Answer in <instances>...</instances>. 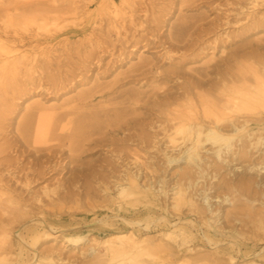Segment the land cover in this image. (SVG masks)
<instances>
[{
    "label": "bare ground",
    "instance_id": "6f19581e",
    "mask_svg": "<svg viewBox=\"0 0 264 264\" xmlns=\"http://www.w3.org/2000/svg\"><path fill=\"white\" fill-rule=\"evenodd\" d=\"M120 1L127 3L126 8L119 10V15L114 14L106 20V27L104 32L102 31L103 39L100 33L96 32L97 27H94L95 22L91 16L101 13L105 7H109L107 5L115 6L113 0H99V6L94 10H89L87 5L71 10L74 13H87L90 18L85 26L74 31L75 35H86L79 38L77 44L75 42L77 46L73 55L76 61L69 52L55 55L56 49L51 54L49 51L44 55V52H35L41 48L44 50L47 40L53 41L42 36L38 30L48 28L50 21L52 24V21L63 17L62 14L51 11L41 14L34 10L51 0H25L19 4L15 2L18 6L14 9H0V12L4 13L0 17V255H3L0 264H109L117 258L133 257L142 251L157 250L174 252L178 257L188 258L196 242L217 245L223 238L229 239L227 243L238 248L239 233L234 229L227 231L214 225L219 223L221 216L212 208V194H216L223 187L235 188L238 181L241 188L247 193L250 192L248 198L241 202L245 210L249 209L250 212V204L254 202L264 207V39H250L254 33H264V12L254 16L253 13L250 14L254 10L264 9V0H234L240 7L225 10L222 17H219V13L206 22L205 19L184 22L179 26V32L174 34L171 27L166 34V41L158 38L144 40L143 52L152 50L151 54L154 56L152 59L141 60L138 67L130 71L132 75L127 76L130 79L124 85L139 79L151 80L150 78L154 80L152 82L155 85L150 86L149 91L144 93L128 91L120 96L127 95V98L132 100L126 106L127 110L132 112L133 106L142 103L149 109L152 115L150 117L153 118L149 121L125 116L117 119L111 127L112 134L114 132L117 136L114 134L113 139L109 136L110 141L106 143L108 148L115 147L111 152L118 154L116 159L107 160L104 157L98 169L90 167L88 173L83 167L78 169L76 177L78 181L83 182L78 184V188L82 186L84 189L88 184L85 183L86 177L94 176L97 179L102 173H107L113 178L111 186H99L103 187L99 190L104 194V198L108 197L103 206L91 204L87 195L82 199L78 190L80 195L75 197V208L79 210L78 215L83 223L97 222L100 229H115V226L121 225L130 231L126 234L116 233L114 237L99 245L97 243L98 247H95L92 239L94 246L91 242V246L83 249L84 253L79 251L80 256L72 251L66 252L65 248L63 252L61 247L56 250L53 247L41 251L32 249L41 238H48L57 233L62 235L69 232L72 226L57 217L63 209V198L59 197L56 191H53L52 195L48 194V188L45 187L42 193L48 202L43 204L40 197L34 200L36 195L31 197L33 183L42 182L48 176L62 174L61 167L64 163L57 157L62 147L68 150L71 164L79 160L73 159L74 154L84 148L85 143H91L95 127L93 123L97 117L107 114L120 117L121 112L126 109L118 110L116 107L107 110L99 107L98 110L84 112L81 107L77 109L76 106L77 108L72 107L64 111L63 107L47 108L43 107L44 103L36 102L25 108L21 118L15 122V127L9 129L7 121L12 119L14 111L12 101L22 97L28 98L32 91L36 95L44 93L62 96L71 88L82 85L86 73L103 67V58L123 57L125 44L130 43L132 50H136L138 42H127L126 36L121 33L137 26L142 27L136 17L140 7L138 8L133 0ZM246 1L249 6L245 9L247 12H244V6H241L246 4ZM148 6L149 10L150 5ZM28 9L33 11L30 15H23L22 12ZM13 12L14 18L11 17ZM242 22L246 24L240 27L241 34L233 35L230 32L233 35L231 36L225 32L232 24L241 25ZM29 24L33 29L26 27ZM112 35L115 37L114 43L110 39ZM7 36L10 37L8 41L1 38ZM209 38H213L212 41H209ZM65 41L56 42L57 46L64 47L67 44ZM175 44L184 52L180 51L182 54L176 61L167 50ZM26 45H30L29 52H19L20 48ZM202 45H212L213 50H217L221 56L218 61L211 56L202 68H193L190 66L193 61L190 54ZM87 46L90 50L86 49ZM226 49L228 52L222 56ZM96 51L99 55H96ZM186 52L190 53L185 55ZM164 60H169L166 67L162 64ZM75 62H78L76 68ZM107 67H110L109 63L105 64L103 72L109 70ZM53 70L57 73L50 75L49 72L52 73ZM99 90L83 93L74 102L78 101L80 104L89 101ZM34 94L32 93V96ZM109 95L101 94L98 97L99 103H103ZM70 101L74 104L73 99ZM69 103L67 104L72 105ZM90 103L81 105L85 108ZM52 136L54 139H51ZM11 138L30 150H19ZM129 141L136 142V148L128 152L125 143ZM98 143L102 146L101 140ZM147 147L156 149L162 155L165 159L162 165L165 168L178 167L176 176L168 178L172 175L167 174V168L166 170L163 167L161 170L155 164L153 167L148 159L142 160L137 150ZM29 153H33L34 158L25 163ZM54 159L59 162L54 163ZM121 165L126 167L121 170ZM218 176H223L221 184L215 183ZM238 176L240 178L236 179ZM56 181L59 185V178ZM16 186L22 189L18 191ZM27 196L29 198L26 199ZM222 201L230 205L233 203L228 197ZM28 202L36 203L39 209L36 214L31 215L32 218L31 212L23 209V205ZM199 202H202V206H199ZM87 205L89 209H104L102 214L106 215L105 218L90 219L87 215L88 209H84ZM185 206L188 213L182 212ZM92 210L90 212L93 216L98 214ZM262 210L264 209H260ZM108 212L113 215H108ZM208 214H215V217H207ZM3 215L8 218L2 219ZM244 216L247 217L245 220L239 219L237 222L245 223L242 225L254 223V217L250 213H243ZM261 222L264 223V219H261ZM14 225H19L15 231ZM158 228L167 229L168 233L159 234L153 240L141 235L149 234ZM27 237H30L29 241ZM55 238L58 239L57 236ZM61 238L73 248H79L82 241L84 244L87 241L82 235L64 234ZM254 243L256 247L257 242ZM15 250L18 251L15 259H7ZM233 261L234 258L230 256L229 262Z\"/></svg>",
    "mask_w": 264,
    "mask_h": 264
},
{
    "label": "rangeland",
    "instance_id": "374dc122",
    "mask_svg": "<svg viewBox=\"0 0 264 264\" xmlns=\"http://www.w3.org/2000/svg\"><path fill=\"white\" fill-rule=\"evenodd\" d=\"M27 1H29V0H27ZM32 1H35V0H32ZM113 1L115 3V6L107 5L109 7H105L101 11V13H98V15L91 16V19L92 20L94 19V22H95L94 27L95 28L97 27L96 32L100 33V36L102 39L104 38V34L102 33V31L104 32V28L106 27V20L109 19L114 14H118L119 10H124L126 8L127 3L126 4H125V2L122 3L120 0H113ZM131 1L132 0H127V2H131ZM133 1L136 2L138 8L140 7L138 9L139 12L136 14L137 15L136 17L138 18L137 21H139V24L140 23L142 24V27L137 26L136 28L128 29L127 32L125 31L126 33L122 32L121 35L126 36L127 42L128 41L129 42H136L137 41L138 44L136 46V50H134V51L132 50L133 47L130 46V43L125 44L123 47V51H124L125 55L123 57L118 58V59L112 58L109 56L103 58V65L102 66L105 67V64L109 63L110 67H107L109 70H107L106 72H103L104 68L101 67V68H98L97 70H92L91 72H88V74L86 73L85 74L86 77H85L82 85L71 88L70 90H68L69 92H66L62 96L61 95L60 96L59 95L54 96L53 94L50 95V94H44V93H39L36 95L32 91L31 96H29L28 98L22 97L21 99L13 100L12 103L14 105V111H13V114L11 115L12 119L7 121V125H9V129H12L13 127H15V122L21 118L22 114L24 113L25 108H28L29 106H31L32 104H35L36 102L44 103V104H42L43 107H47V108L63 107L64 111H67V110L71 109L72 107H76V106L78 107V108L76 107L77 109H80V107H81V110L84 112L95 111V110H98L99 107H102L103 109H107V110H111L112 108L114 109L116 107L118 108V110L119 109L121 110L123 108L126 109V106H128L129 105L128 103H131L132 100H129L127 98L128 97L127 95L120 96L121 94H123L124 92H128V91H138V92L144 93V92L149 91L150 86L155 85V83L152 82V81H154L152 78H150L151 80L148 79L147 81L145 79H142V80L139 79V81H134L133 83H130V84L128 83V84L124 85V83L128 82V80L130 79L127 76L132 75V74H130V71L137 68L138 64L140 63L141 60L152 59V57L154 56L153 54H151L152 50H149V52H143L144 47H142V44L145 43L144 40H147V39L151 40L152 38L153 39L158 38L162 41H166V34L168 33V30L171 27H172L171 30H172L173 34L178 33L179 32V30H178L179 26L184 22L185 23L186 22L187 23L188 22H194V21H197L199 19H205L204 22H206V21H209V20L215 18V16L219 13H220L219 17H222L223 13L230 10L231 8L240 7L237 5L238 3H236L234 0H150V1L143 0L145 2H143L142 0H133ZM15 2H18V4H19L20 2H25V0H17ZM15 2H14V0H0V9L3 7H7L9 9L11 7V9L12 8L14 9L16 6H18V4H16ZM148 2L150 4H148ZM140 3L143 5H141ZM146 3L148 5H150L149 10H148L149 6ZM248 3L249 2L246 1V4L244 3L241 6V7L244 6L243 7L244 12H247L245 9L248 8V6H249ZM83 5L89 6V10H94L96 7L99 6V0H73V1H71V0L70 1L69 0H51V2H49V3H45V4H42L40 6H37L34 10L38 11L41 14L51 11L53 13L62 14L63 17H61V19H58L54 22L52 21V24L50 21L48 28L47 27L46 28H40L38 30V32L42 36L49 37V38L53 39V41L48 42V40H47V43H44V45L46 46L45 49L43 50L41 48V49H39L40 51L36 50L35 52H38V53L44 52L43 54L41 53L42 55H44L47 51H49L50 52L49 54H51V52H54V50L56 49L58 52L57 51H56V53L54 52L55 55H57L60 52H63V54L69 52L73 56V60L76 61V59H75L76 57H75V55H73L75 53L74 49L77 46L76 44L78 42V39L83 37V36H86V35H75L74 31L78 28L85 26L87 24V22L90 20V18L88 17L89 15L87 13H74V11H71V10L74 7H83ZM142 6H143V8H141ZM144 10H147L146 13L143 12ZM31 11H33V9H28L26 11H23L22 14L23 15H30ZM256 11L257 10H254L252 12L249 11V12H250V14L253 13V16H254L258 13L262 14V12H264V9L258 10L259 12L258 11L256 12ZM125 12H128V11L125 10ZM14 13L15 12H13V14L11 15L12 18L15 17ZM3 14H4L3 12H0V17L3 16ZM240 17L242 19L243 15ZM150 20L152 21V23ZM247 20H246V22H247ZM153 22H154V24H153ZM242 24L244 25L246 23L242 22L241 25L239 23V25L237 24L238 26L236 24H232L230 27L225 29V32L228 33V35L231 34L230 32H232L233 35L241 34L242 30L240 27L243 26ZM99 26H101L100 32H99ZM175 26H177V27H175ZM26 27H28V29H33V26H31V24H29ZM173 27H175V28H173ZM0 32H1V26H0ZM86 34H88V33H86ZM232 34H231V36H233ZM0 35H1V33H0ZM56 37H58V39H56ZM251 37H250V39H260V38L264 39V33H261V32L258 34L254 33ZM1 38L3 40L5 39L7 41L10 40L9 36H7V38H5V37H1ZM114 38L115 37L113 35L110 38L111 41L113 40L112 43H114V40H115ZM212 39L213 38H209V41H212ZM60 40H66L65 44L67 42V44L62 48H61V46H57V43H56ZM142 41H143V43H142ZM75 42H76V44H75ZM108 45H110L109 42H108ZM106 46H107V43H106ZM176 46H177L176 44L171 45L167 49L169 51V53L171 54V56L175 59V61L178 60L177 58L179 57V55L184 53L181 50H179ZM57 47H59V48H57ZM47 48H49L51 51ZM29 49H30V45H26L24 47H21L19 52L28 53ZM86 49L90 50V48L88 46ZM226 50L222 56H224L228 52V49H226ZM83 51L84 50H82V52ZM189 53L190 52H186L185 55H188ZM96 55H99L98 51H96ZM190 55L192 56V60H193L192 63L190 64V66L193 68H198V69L202 68L204 66V64H206V61L211 56H213V58L216 61H218L219 60L218 57L221 56L217 50H213L212 45H210V47L206 46V45L196 47L195 51L193 53H191ZM168 61L169 60H164V61H162V64H165V67H166L169 63ZM75 64L76 65H74V68L78 67V62L77 63L75 62ZM54 73L56 74L57 72L55 70H53L52 73L49 72L50 75H54ZM95 74L97 76H94ZM45 75H47V74H45ZM47 84H50V83L47 82ZM50 85H47V87ZM95 90H99V92L96 94V96H94V98L89 99V101L86 100L84 102V103L92 102V103H90V105L88 104L85 108H83L81 105L84 103L81 102L79 104L78 101L74 102V100H76L78 98V96H80L81 94L87 93L89 91H95ZM101 91H102V93H101ZM32 93L34 94L33 96H32ZM100 93L101 94H110L108 96V98L104 99V102L101 104L98 101L99 100L98 97L101 95ZM126 98L128 101L126 100ZM72 99H73L74 104H72V101H70ZM69 102H71L72 105H68V104H70ZM77 102H78V104H77ZM139 104L133 106L134 108L132 107L133 108L132 112H130L131 111L130 109H128V110L126 109L125 112L124 111L121 112V114L119 115L120 117H116V116L109 115V114H107L105 116L101 115L100 117H97L93 123L96 128L94 127L93 134L91 135L92 141H94V142L91 141V143H89V144L87 143V145L89 147L85 143V147L82 148L80 151H78L76 154H74L73 159L74 160L79 159V160H77L76 162H73L71 164L70 158H68L70 156V154H68V152H67L68 150L62 147L63 149L62 148H61V150L59 149L60 150L59 155L61 157L59 155L57 156V157H59L58 160L62 164L64 163L66 165L65 166L63 164V166L61 167V169L63 168L62 174L60 176H58V175L48 176V178H46V180L44 179V181L42 180V182L39 181L40 183L39 182H36L35 184L33 183L34 186L32 185V187H31V189H32L31 190L32 191L31 197H33V195L34 196L36 195L34 200L39 199V197H40V200H42L43 204L48 202L47 201L48 199H45V197H44L45 194L42 193L44 191L45 187L48 188V190H47L48 194L52 195L53 191H56L57 195L59 194V197L61 196V198H63L64 201H63V207L62 208L64 210L62 209L61 213L57 217L64 219L66 224H71L72 226L69 228V229H71V230H69V232H65L62 235H61V233H57V234H54L52 236L50 235L48 238H45V237L41 238L39 240L38 244L35 247H33L32 249H37L38 251H41V250H44L46 248L53 247L56 250V249L61 247L63 252H64V248H65L66 252L72 251V253L74 252L73 254L80 256L79 251L82 252L84 248H85L84 250H86V248H88L89 245L91 246L90 243L92 242V239H93V242L95 244V247L96 246L98 247V245L101 242H103L106 239L114 237V235L116 233L126 234L128 231H130L121 225L115 226L116 227L115 229H112V228L100 229L97 222L83 223V220L81 219L80 215H78L79 210H77L75 208V205L77 203L75 201V199L81 193V195L79 197L84 199L87 195L91 204L95 203L96 206L105 205L107 203V201H105V199H107L108 197L104 198V196H103L104 194L101 193L102 191H100L99 189L102 190L104 185L111 186L112 185L111 181L113 180V178H110L107 175V173H104V174L102 173L100 177H97V179L94 176H92L93 178L91 176H90L91 178L86 177L85 183H88V184L85 185V188H84L85 191H84L82 186L80 188H78L79 187L78 184L83 183V182L80 180L78 181V178L76 177V175L78 176V169L80 170L82 167L84 168V170H86L87 173L89 172L90 167L94 168V169H98L97 167L100 165V163H101L102 159H104V157L107 160L116 159L118 154L116 152H113V153L111 152V151H114L113 148H115V147L111 146L112 148L111 147L108 148V145H106V143H108L110 141V139H113V137H114L115 133L113 132V134H112L111 127L117 119H120L121 117L125 116L126 118L139 117L141 119H145V120L149 121L150 118L151 119L153 118V117H150L152 115L150 114L151 112L149 111V109L146 108L144 105H142V103H139ZM70 118L73 119V117H70ZM56 133L58 134L59 132H56ZM59 135H61V134H59ZM109 136H110V139H109ZM116 136L117 135L115 134V137ZM10 137H11V135L9 136V138ZM51 139H54V137L52 136ZM12 140H13V144L15 142V145L19 150H22V151H25V150L29 151L30 150L26 146L23 147V144L19 143L18 140H16V139L14 140V138H11V141ZM100 140L102 141V144H101L102 146H99L98 141H100ZM125 144H126L125 147L128 150V152L133 150L134 148H136V142L133 143L132 141H129ZM160 149L161 148H159V151H160ZM127 150H126V152H127ZM137 151H138V154L140 155L142 160L148 159L147 161L151 162L152 166L155 164L156 167H158V168L160 167L162 170V168L164 167V165H162V162L165 159H163L162 155L160 153H158V151L156 149H153L151 147H147L145 149L144 148L138 149ZM25 152H27V151H25ZM29 154H30L29 156H26L25 163L27 161H30L32 158H34L33 153H29ZM54 160H56V159H54ZM54 160H52V163L54 162ZM58 160H56L54 163H56ZM152 161H153V163H152ZM62 164H60V165H62ZM182 166H184V165H181V167ZM125 167H124V165L123 166L121 165V170H123ZM129 168H131V167H129ZM166 168L164 167V169H166ZM167 169H168L167 174H169V176L172 175L171 177H168V178H172V177L176 176L175 174H177L179 172V171H177L178 167H173V168L168 167ZM160 173H158V175H160ZM102 175H104V176L106 175V176L105 177L103 176L104 177L103 178ZM58 178H59V185H57V181H56ZM71 178H72V181H71ZM239 178H240V176H238L236 179H239ZM76 179H77V181H76ZM93 179L95 182L93 181ZM217 179L218 180H216L215 183L221 184L222 183L221 180L223 179V176H218ZM97 181H99V182H97ZM73 182H75V183H73ZM76 182H78V183H76ZM208 182L210 183V181H208ZM70 183L72 184V186H70L71 185ZM101 185H103V187H99ZM95 186L97 188L94 189ZM240 186L241 185L237 181L235 188L223 187L222 189H219L217 191L218 194L217 193L212 194L213 197L211 200L212 208H214V211L217 210L216 214L218 213L219 216H221L219 223H216L214 225L217 227L223 228L224 230L226 229L227 231L234 229L237 233H239L240 236L238 237V240H239L238 241V245H239L238 248H237V246H234L236 248L235 249L233 246L229 245L227 242H229L230 240L227 238L221 239V241L218 242L217 245H208V244H204V243H201L200 241H198L194 244V250H193V252H191V254L189 255L188 258L178 257L179 255H176V254H174V252H169V251L168 252L167 251H161V250H157V251H153V252L142 251L141 253H138L136 256H133V257L114 259L109 264H141V263H148V264H264V259H262V257H264V223L261 222V219H264V212H262L264 210L260 211V209H264V207L259 206L258 202H256V203L254 202V203L250 204V205H252V210L250 212H249V209L245 210V207L243 204H241V202L243 203V200H246V198H248L247 195L250 192L247 193ZM91 187H92V189H91ZM16 188L18 191L20 189H22V187H20V186H16ZM97 189H98V191H97ZM229 189H231V190H229ZM78 190L80 191L79 194H78V192H79ZM86 190H87V192H86ZM111 190H113V188H111ZM71 193H73L74 195ZM89 193H90V195H89ZM71 195H73L74 197L73 196L71 197ZM224 195H226V196H224ZM64 196H65V198H64ZM222 196H224V198L228 197V199L232 200L233 203H231V205L228 203H224L222 201V200H224V198H222ZM249 196H252V194H249ZM27 198H29V197L27 196L26 199ZM71 198H73L74 200ZM29 203L30 202L25 203L24 205H26V207L23 205V207H24L23 209L25 211H28L29 213L31 212L30 218H32V216L34 214H36L39 209L36 207L37 206V205H35L36 203H34V202L31 204H29ZM201 203L199 202V206H202ZM84 209H85V211L87 209L89 210V211L87 210V215L90 217V219L93 218V219L97 220V219L105 218V216H106V215L102 214V212L104 211V209H102V208L93 209L90 207L91 210L93 209L92 211H94V213H96V212L98 213L95 216H93L92 212H90L91 210L88 208V205L85 206ZM65 211H67V212H65ZM182 212L188 213L187 206L183 207ZM14 213H16V211H14ZM243 213H244V215L246 213H250L252 215V217H254V223L253 224H250V223L247 224L246 223V225H242L245 223L237 222V220H239V219L245 220L247 218L245 216H244L245 218L243 217ZM254 214H255V216H254ZM108 215L112 216L113 213L108 212ZM210 216H211V214L207 215V217H210ZM50 217H53V216L50 215ZM207 217H205V218H207ZM211 217H215V214L212 215ZM260 217H262V218L260 219ZM7 218H8L7 215L2 216V219H7ZM79 225H80V227H79ZM18 226L19 225L13 226L14 231L17 229ZM55 227H57V225ZM204 230H205V228L203 227V231ZM163 233H168V230L163 229V228H158V229L153 230L149 234L141 233V235L143 236V238H151L153 240L156 238V236L158 237L159 234L161 235ZM193 233H194V231H193ZM64 234L72 235V236H81L82 235V236H84V239H86L87 241L85 244H84V241H82L81 244L79 245L80 246L79 248H73V247L69 246L67 243H65L64 240H62L61 236H63ZM197 234H199V233H197ZM55 236H57V238H58L57 240H56ZM216 237L219 239L218 236H216ZM0 238H1V236H0ZM27 240L29 241L30 237H27ZM55 241L56 242L59 241V242H57V245H56ZM93 242H92V245H93ZM254 242H257L256 247H254V244H255ZM97 243H98V245H97ZM27 246L30 247V245H27ZM85 246H87V247H85ZM230 248H231V250H230ZM100 250H102V249H100ZM1 251H2V245L0 242V253H1ZM216 252H217V254H215ZM17 253H18V251L15 250L12 254L7 256V259H10V260L15 259V257L17 256ZM83 253H84V251H83ZM168 253L171 256L168 255ZM230 256H232L234 258V261H233L234 263L229 262ZM2 257H3V255L2 256L0 255V259Z\"/></svg>",
    "mask_w": 264,
    "mask_h": 264
}]
</instances>
